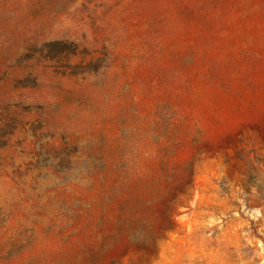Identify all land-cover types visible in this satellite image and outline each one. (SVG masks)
I'll return each mask as SVG.
<instances>
[{"label":"rangeland","instance_id":"374dc122","mask_svg":"<svg viewBox=\"0 0 264 264\" xmlns=\"http://www.w3.org/2000/svg\"><path fill=\"white\" fill-rule=\"evenodd\" d=\"M0 264H264V0H0Z\"/></svg>","mask_w":264,"mask_h":264}]
</instances>
